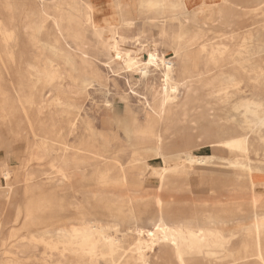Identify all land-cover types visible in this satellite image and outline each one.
Returning a JSON list of instances; mask_svg holds the SVG:
<instances>
[{
  "label": "rangeland",
  "instance_id": "obj_1",
  "mask_svg": "<svg viewBox=\"0 0 264 264\" xmlns=\"http://www.w3.org/2000/svg\"><path fill=\"white\" fill-rule=\"evenodd\" d=\"M0 23V264H144L158 196L215 230L186 264H264V125L235 107L264 120V0H0ZM184 151L208 159L160 182Z\"/></svg>",
  "mask_w": 264,
  "mask_h": 264
},
{
  "label": "bare ground",
  "instance_id": "obj_2",
  "mask_svg": "<svg viewBox=\"0 0 264 264\" xmlns=\"http://www.w3.org/2000/svg\"><path fill=\"white\" fill-rule=\"evenodd\" d=\"M86 8L88 9L90 14L95 11L97 13L96 6H92L91 4L87 3ZM151 48H152L151 51L145 54V57L147 60V63L144 64L145 67L149 63L154 62L156 58L158 57L159 60L161 59V61L163 62L162 64H164L165 66V72L163 74L164 82H166L167 85L169 84V82H174L173 81L174 78L172 79V76H171V72L173 70V65L171 61L168 59V57L167 59H165L166 55H164L163 53H160V56H159L158 50H156L154 46H152ZM117 55L121 56L125 60V63H127V65L129 64L126 61H135V59L131 57L128 52H123L122 54L117 53ZM169 55H171V53ZM135 63H137V61H135ZM142 72L144 73L145 71H142ZM185 75H186V72H185ZM177 85H178L177 83L169 84L168 91L170 93H175L177 90ZM250 104L251 103H247V102L237 103L235 105L236 111L244 115H246L247 113L251 114L254 120H249L246 117L248 123L264 125V120H261V118L257 116L256 112L250 108ZM242 107H244V109L240 110ZM207 159H208L207 156L199 155V154L194 155V154H191L190 152L184 151L181 154H179L180 161L178 163H175L172 165H164V166L161 165L162 167L160 168V170L156 172L161 182L167 173L178 172L179 170L184 168L186 164L188 168H191L194 165L205 164ZM164 182L162 184H164ZM213 186H215L214 183H213ZM157 205H158L157 217L152 222L151 228L148 227L149 228L148 229L146 228V226L143 227L141 225H135L133 229L135 231V234L137 235V245H138V249L140 252L139 258L142 259V262L144 264H147L150 260H154L156 257H158L161 250L166 249L168 250V252L174 253L175 257L179 260L180 264H186V260H184V257L185 256L187 257L188 251L194 250L196 248H202V247L206 248L208 246V238L213 236L214 234L213 231L215 230L204 229L201 226H199L196 229L185 228L180 223L171 221L168 218V216L162 211L161 209L162 199L160 196L157 197ZM115 221H116L115 224L106 226V227L102 226L100 221H97V223H95L92 226L95 232L101 234L107 240L110 247L114 243L115 239L117 238L114 239L113 236L109 235L108 233H104V232L107 231L108 229H113L115 230V232L119 231L117 229L119 222L118 220H115ZM183 240H188L187 246L183 243ZM146 254L150 256L149 260L145 259Z\"/></svg>",
  "mask_w": 264,
  "mask_h": 264
}]
</instances>
